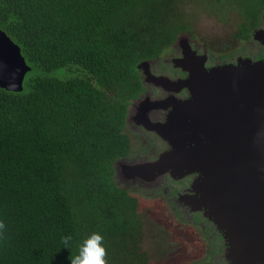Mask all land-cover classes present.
Returning a JSON list of instances; mask_svg holds the SVG:
<instances>
[{
	"label": "trees",
	"instance_id": "1",
	"mask_svg": "<svg viewBox=\"0 0 264 264\" xmlns=\"http://www.w3.org/2000/svg\"><path fill=\"white\" fill-rule=\"evenodd\" d=\"M189 1L0 0V29L32 67L23 91L0 88V264H70L93 231L106 264H169L144 249L139 200L115 183L114 162L145 90L138 65L193 33ZM215 1L217 18L235 10V36L252 39L264 0ZM62 67L76 75L47 74Z\"/></svg>",
	"mask_w": 264,
	"mask_h": 264
},
{
	"label": "water",
	"instance_id": "2",
	"mask_svg": "<svg viewBox=\"0 0 264 264\" xmlns=\"http://www.w3.org/2000/svg\"><path fill=\"white\" fill-rule=\"evenodd\" d=\"M189 39L180 36L183 56L173 59L187 78L156 75L150 60L138 65L147 81L190 92L187 100L168 99L173 109L166 123L154 125L171 149L154 161L116 165L146 185L166 172L198 173L189 198L222 231L230 264H264V57L208 67L206 53L198 55ZM254 39L264 45L263 28ZM31 69L20 45L0 29V88L23 91Z\"/></svg>",
	"mask_w": 264,
	"mask_h": 264
},
{
	"label": "flooded vegetation",
	"instance_id": "3",
	"mask_svg": "<svg viewBox=\"0 0 264 264\" xmlns=\"http://www.w3.org/2000/svg\"><path fill=\"white\" fill-rule=\"evenodd\" d=\"M260 28L264 29V18L263 22L253 31L255 32ZM254 32L252 39L247 40L250 43L255 42ZM183 34L185 33L178 36L172 46L177 48L178 55L164 61L168 67L167 69L163 67L160 72H156L154 64L160 61L161 58L150 60L152 73L168 76L175 81L188 77L189 73L176 66L173 61L174 58L183 56L184 48L179 44V38ZM188 35L191 34L188 33ZM189 42L198 55L206 53L208 58L206 65L208 67L237 62L239 57H252L254 60L264 57V45L258 41L256 42L259 44V48L254 55L234 53L231 50L221 56H217L211 48L204 47L200 49V46H194L191 38ZM261 54L262 57L258 58ZM224 56L227 57L223 58ZM139 70L145 90L140 97L133 99L129 105L125 128V133L130 139L128 153L114 162L113 179L119 187L138 198V212L144 221V227L147 224H156L169 230L170 250L165 256L158 254L160 261H169V264H230L228 246L222 231L203 210L194 209L193 200L189 198V195L195 194L192 190V184L198 173L175 178L171 173L166 172L160 179L158 178L154 182L152 181L151 184L146 185L147 183L139 181L140 177L133 174L131 176L128 169L123 172V168L120 166L118 168L116 165L119 160L130 161L134 165L136 161H154L162 153L170 150L171 144L155 130L154 125L166 123L168 115L173 109V105L168 99L187 100L190 97L188 88L177 90L176 86L171 87L170 85L169 88L157 86L147 81L144 68ZM142 103L143 106L141 107ZM127 174L129 177H127ZM143 192L149 198H151V195H156L158 198L144 200ZM159 212L160 216L157 214ZM181 225L183 228H180ZM144 249L148 252L146 246ZM155 255L157 254L155 253ZM150 260L154 261L151 257Z\"/></svg>",
	"mask_w": 264,
	"mask_h": 264
},
{
	"label": "rangeland",
	"instance_id": "4",
	"mask_svg": "<svg viewBox=\"0 0 264 264\" xmlns=\"http://www.w3.org/2000/svg\"><path fill=\"white\" fill-rule=\"evenodd\" d=\"M189 3L192 4L191 7L193 6L194 11L188 12L186 20L195 22V24H193L194 29L191 34L192 36L190 35L194 46H200V49L204 47L208 49L211 48L217 56H221L231 50H233L234 53L256 54L259 48V44H257L256 40L254 43H250L249 41L241 40L235 36L238 31L237 23L242 20L235 10H232L230 15L228 14L227 17H229V20L224 21L218 19L217 15L220 13L225 16V8L220 7L215 0H190ZM177 55L178 50L176 47L166 49L161 59H159L160 61L154 64V70L160 72L163 67L167 69L168 67L164 62L165 59ZM47 74L52 77L67 78L76 75V72H71L67 68L62 67L48 71ZM142 196L144 200L158 198L156 195H151V198H149L144 192ZM157 214L160 216V212ZM180 228H183V226L181 225ZM145 240V246L150 257L154 260L153 263L160 261V256L158 254L165 256L170 250L169 230L164 227L156 224H147V226H145ZM155 253L157 255H155Z\"/></svg>",
	"mask_w": 264,
	"mask_h": 264
},
{
	"label": "clouds",
	"instance_id": "5",
	"mask_svg": "<svg viewBox=\"0 0 264 264\" xmlns=\"http://www.w3.org/2000/svg\"><path fill=\"white\" fill-rule=\"evenodd\" d=\"M6 225L0 221V234L4 232ZM71 240L70 236L64 237L67 244ZM106 247L104 236L99 231H93L83 238L78 246L76 255L70 258V264H106Z\"/></svg>",
	"mask_w": 264,
	"mask_h": 264
}]
</instances>
